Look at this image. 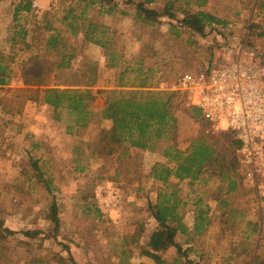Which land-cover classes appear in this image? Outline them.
Masks as SVG:
<instances>
[{
  "label": "rangeland",
  "instance_id": "obj_1",
  "mask_svg": "<svg viewBox=\"0 0 264 264\" xmlns=\"http://www.w3.org/2000/svg\"><path fill=\"white\" fill-rule=\"evenodd\" d=\"M0 1V49L8 50L7 27L12 24L13 10L20 0ZM34 1L39 3L38 11L33 7ZM166 1L155 0L153 5L162 9ZM64 4H69V1L32 0V11L36 14L34 20H40L48 9L61 12ZM119 7L129 13L136 10L135 6L124 1ZM193 9L206 10L227 23H212L207 26L206 35L200 36L179 20L167 16L148 24L136 20L133 14L101 15L103 21L116 32L117 50L122 52L124 59L132 66L140 65L139 60H143V71L151 76L152 89L174 92L171 109L178 120L173 139L182 142L183 146L200 134L217 135L223 141L224 138L222 132L207 133L204 120L195 121L185 112L187 106L184 99L171 88L181 74L206 66L211 57L217 63L240 58L245 63L264 67V0H206L204 6L194 5ZM75 44L81 47L82 37L76 39ZM27 56L23 52L17 54L12 78L8 84L0 86V221L17 231L1 241L7 244L11 255L10 260L3 264H31L32 257L50 252L64 258V261L53 259L50 264H173L177 257L175 247L163 251L165 262L162 263L143 252L147 249L149 237L159 225L149 205L156 201L157 187L161 183L148 175L154 163L169 161L157 150L131 148L130 153L141 173L131 174V180L123 176L114 179L118 159L116 156H102L98 147L100 131L110 128L112 121L96 114L88 125L78 127L68 109L25 100L24 94L20 96L17 89L24 87L20 68ZM84 59L95 61L100 67L96 85H83L85 78L81 76V69ZM108 64L104 48L87 44L73 61L71 82L81 84L59 86L90 88L95 93L90 108L97 112L105 105L104 95L97 91L118 89L116 81L119 72L117 68H109ZM122 89L132 90L131 87ZM235 153L237 156V148ZM34 161L53 175V184L59 189L52 194L37 183ZM240 173L243 193L235 194L231 207L234 210L223 217L222 211L215 205L212 185H199L196 191H192L188 180L181 182L182 197L187 201L185 221L188 226L191 229L195 227L198 205L206 209L210 217L208 230L203 232L204 229L199 227L197 233H192L190 243H186L187 236L183 234L177 237L187 248L188 256L199 260L200 264L210 257L211 262L224 264L223 254L232 251L243 233H250L246 222L252 221L248 220L251 212L255 217L264 216L258 191L245 186L241 167ZM54 195L60 206L61 232L58 239L45 236V233L51 235L49 230L33 238L22 234L21 229L47 230L51 226L45 218V211ZM200 196H203L202 202L197 204ZM96 208L101 209V217H98ZM258 243L261 248L255 264H264V238ZM66 245L70 251L65 248ZM206 251H210L209 258ZM232 263L253 262L250 256L238 258Z\"/></svg>",
  "mask_w": 264,
  "mask_h": 264
},
{
  "label": "trees",
  "instance_id": "obj_2",
  "mask_svg": "<svg viewBox=\"0 0 264 264\" xmlns=\"http://www.w3.org/2000/svg\"><path fill=\"white\" fill-rule=\"evenodd\" d=\"M61 1H69V4H64L61 12L45 10L40 20H34L36 14L32 11V0H20L14 7L12 24L7 27L9 49H0V86L8 84L12 78V66L17 54L27 53L28 56L23 59L20 68L24 87L17 89L20 96L24 94L25 100L68 109L74 115L78 127L88 125L96 114L110 119L112 126L100 131L98 147L102 156L117 157L118 167L114 179L123 176L131 180V174L141 173L130 153L131 148L159 151L169 163H154L148 175L161 183L157 187L156 201L149 205L159 225L149 237L147 249L143 252L156 262L162 263L165 262L162 259L163 251L175 247L177 257L174 258L173 264H195L188 256L187 248H184L177 237L183 234L187 236L186 243H189L193 238L192 233H197L199 227L204 229L203 232L208 230L210 219L207 210L199 208L198 205L195 227L191 229L188 226L185 221L187 201L182 197L181 182L188 180L187 184L192 191H196V186L199 185H212L222 217L228 216L234 210L231 207L236 198L235 194L237 196L241 191L243 193V179L235 153L240 144L239 140L231 131H227L221 134L224 141L217 135L208 134L192 137L185 146L182 142L174 141V129L178 120L171 109L174 92L152 89L153 83L149 81L151 76L143 71V60H139L140 65L132 66L124 59L122 52L117 50L116 32L103 21L101 15L133 14L136 20L148 24L167 16L179 20L200 36L206 35L208 25L226 24L227 21L206 10L193 9L194 5L204 6L206 0H167L162 9L153 5L155 0ZM121 1L135 6V13L120 9ZM32 20L34 21L29 23ZM80 37L81 47L75 44V40ZM90 43L104 48L109 60L107 66L111 69L117 68L119 72V79L116 81L118 89L97 91L105 97L104 107L97 112L90 108L95 99V93L90 88L73 89L59 86L81 84L71 82L73 61L80 55L81 49ZM41 53L49 56H43ZM213 60L211 57L209 64L214 63ZM82 64L81 76L85 78L83 85H96L100 77V67L92 60L84 59ZM122 87H131L132 90H124ZM185 112L195 121H203L198 107H186ZM33 167L37 183H41L48 193L52 194L59 189L53 184V175L44 171L38 161L33 162ZM202 198L203 196H200L196 203L200 204ZM59 208L54 195L51 205L45 211V218L50 221L51 226L47 230L21 229V233L33 238L49 230L51 235L45 233V236L58 239L61 232ZM96 211L99 213L98 217H101V209L96 208ZM246 224L250 226V233H243L233 250L237 251L236 257L239 258L253 255L257 248V258L261 248L258 241L264 238V216L260 222L247 221ZM16 232L0 221V264L8 262L11 258L9 247L1 241ZM65 248L70 251L69 246L66 245ZM69 254L71 256V253ZM57 258L64 261L58 253L50 252L47 255L32 257L30 263L50 264L51 260Z\"/></svg>",
  "mask_w": 264,
  "mask_h": 264
},
{
  "label": "built area",
  "instance_id": "obj_3",
  "mask_svg": "<svg viewBox=\"0 0 264 264\" xmlns=\"http://www.w3.org/2000/svg\"><path fill=\"white\" fill-rule=\"evenodd\" d=\"M171 88L201 110L207 133L231 131L239 140L243 183L258 191L264 213V67L240 58L214 62L184 72Z\"/></svg>",
  "mask_w": 264,
  "mask_h": 264
},
{
  "label": "crops",
  "instance_id": "obj_4",
  "mask_svg": "<svg viewBox=\"0 0 264 264\" xmlns=\"http://www.w3.org/2000/svg\"><path fill=\"white\" fill-rule=\"evenodd\" d=\"M17 5V4H16ZM15 5V6H16ZM1 12H2V8L0 7V18H2L1 16ZM216 201V200H215ZM215 205H217V202L215 203ZM262 215H260V216H257V217H255V215H253L252 214V212H251V216H249V218H248V220H252V221H261L262 220ZM209 219H210V217H209ZM190 243V242H189ZM189 246V245H188ZM186 248V247H185ZM193 248V247H192ZM191 248V249H192ZM236 252L237 251H235V250H233L232 249V251H230V252H227V253H224L223 254V256H224V258H223V261H224V264H230L233 260H236V259H238L237 257H236ZM256 252H257V250L254 252V254L253 255H244L243 257H250L251 256V258H252V264H255L256 263ZM189 253V252H188ZM205 254L206 255H208V258H209V256L211 255L210 254V251H206L205 252ZM191 258V257H190ZM239 258H242V257H239ZM194 261H195V264H200V261L199 260H195V259H193ZM207 261V260H206ZM212 260H211V257L208 259V261L207 262H205L204 264H219V263H217V262H211ZM233 264V263H232Z\"/></svg>",
  "mask_w": 264,
  "mask_h": 264
}]
</instances>
